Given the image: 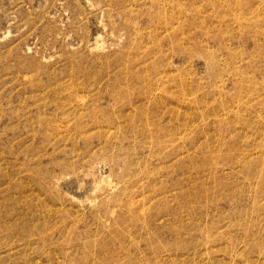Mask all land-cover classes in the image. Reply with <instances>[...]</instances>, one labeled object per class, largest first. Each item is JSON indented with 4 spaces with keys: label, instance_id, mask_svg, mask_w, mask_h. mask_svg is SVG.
<instances>
[{
    "label": "rangeland",
    "instance_id": "rangeland-1",
    "mask_svg": "<svg viewBox=\"0 0 264 264\" xmlns=\"http://www.w3.org/2000/svg\"><path fill=\"white\" fill-rule=\"evenodd\" d=\"M0 264H264V0H0Z\"/></svg>",
    "mask_w": 264,
    "mask_h": 264
}]
</instances>
